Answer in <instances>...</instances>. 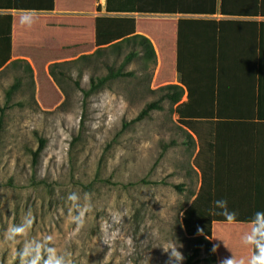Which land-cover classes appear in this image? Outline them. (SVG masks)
Wrapping results in <instances>:
<instances>
[{"label": "rangeland", "instance_id": "1", "mask_svg": "<svg viewBox=\"0 0 264 264\" xmlns=\"http://www.w3.org/2000/svg\"><path fill=\"white\" fill-rule=\"evenodd\" d=\"M138 26L154 36L159 50L168 51L167 64L159 73L157 65L139 53L123 68L133 77L109 82L88 99L86 109L81 93L73 92L68 84V102L57 110L64 96L42 64L32 69L34 88L23 66L0 73V106L5 103V91L16 79L21 81L0 132V264H18L16 251L23 242L8 244L3 235L29 211L34 216L30 237L54 235L55 246L69 254L72 264H174L166 252L173 245L183 254L182 264L192 254L196 243L186 234L183 215L201 186L199 166L204 156L198 155L199 141L180 124L176 106L168 101L142 121L131 123L147 104L163 95L152 91L174 84L173 23L160 17L144 18ZM22 28L36 42L42 41L36 20ZM66 36L72 39L75 35ZM130 51L124 47L120 57L106 62L119 67ZM95 64L80 62L72 68L73 79L82 71L80 87L84 90L91 76L106 73L102 63L96 65L99 74L95 73ZM79 134L80 139L73 143ZM38 136L47 144L33 170L31 152ZM164 146L168 147L160 157ZM70 192L80 193L82 205L84 193L91 194V211L80 228L68 220L66 197ZM72 212L76 214L74 209ZM247 230L236 224L215 227L223 259L234 255L231 246ZM204 257L202 250L197 264H210L203 262Z\"/></svg>", "mask_w": 264, "mask_h": 264}, {"label": "trees", "instance_id": "2", "mask_svg": "<svg viewBox=\"0 0 264 264\" xmlns=\"http://www.w3.org/2000/svg\"><path fill=\"white\" fill-rule=\"evenodd\" d=\"M121 0H107L105 16L95 21L96 50L91 55H84L72 62L52 63L48 67V75L57 85L64 96V102L57 108L63 110L69 99L66 88L72 84L73 92L82 95V106L86 109L88 99L104 89L114 80L133 77L132 72H125L124 66L132 62L141 54L144 60H149L156 66V54L150 40L136 34V22L131 14L151 15H182L197 18L180 19L177 23V84H169L158 88L153 93L163 95L157 102L147 104L131 123H137L147 118L154 110L160 109V103L168 101L178 115L180 124L197 137L200 149L198 155L203 154L201 170V186L198 196L183 215V225L188 236L193 237L196 247L191 255L186 257L185 264H197L202 250L205 257L203 262L216 264V257L212 251L211 226L214 222L223 223L222 217L209 215V208L213 200L227 199L229 207L238 212L241 224H247L257 210H264V22L259 25V68L257 78L256 122L228 123L215 121V80L218 23L206 17L219 13L226 17L253 18L264 17L262 0H194V4L169 3L160 0V4H153L157 0H140L142 3L130 5L121 4ZM172 2H177L172 0ZM4 8L16 10L53 11V0L48 4L24 5L17 0H9ZM100 12V7L97 8ZM203 17V18H202ZM9 21L8 41L10 42L11 18ZM130 48L119 67L106 62L113 56L120 57L122 49ZM10 48V45H9ZM7 55L0 62L3 66L10 58ZM140 50V52L137 51ZM95 61V73L99 74V63L106 70L105 75H93L89 78L88 89L80 87L82 71L77 79L72 78V68L80 62L91 64ZM30 75V86L34 88L33 72L30 65L18 60L11 62L5 70L21 67ZM4 71V70H3ZM2 71V72H3ZM21 81L16 79L5 91V103L0 106V132L5 113L11 105L12 96L20 89ZM186 101H182L183 96ZM84 116L81 118V127ZM235 127H237L235 129ZM235 129V130H234ZM192 139L191 135H188ZM80 139V134L73 143ZM47 141L37 137V147L31 152V167L38 165L39 158L46 148ZM168 146H164L163 156ZM179 189V187H176ZM198 219L194 224V219ZM225 223V222H224ZM202 230V233L198 232Z\"/></svg>", "mask_w": 264, "mask_h": 264}, {"label": "crops", "instance_id": "3", "mask_svg": "<svg viewBox=\"0 0 264 264\" xmlns=\"http://www.w3.org/2000/svg\"><path fill=\"white\" fill-rule=\"evenodd\" d=\"M9 0H0V4H7ZM107 0H53V11H35V20L39 23L43 39L36 42L31 32L22 28L20 22L22 10L0 7V62L4 60L9 48L10 58L0 67V73L11 62L23 60L35 70L36 64H42L47 68L52 63L61 60L75 59L90 55L96 50L95 46V21L98 17L105 16ZM144 1V0H143ZM162 1V0H161ZM177 2L180 0H174ZM244 2V0H235ZM24 5H44L48 0H17ZM121 4H140V0H121ZM160 0L153 4H160ZM180 4H194V0H181ZM264 4V0H262ZM221 0H217L220 6ZM100 7V12L97 8ZM11 18L10 42L8 41L9 21ZM135 19L136 34L150 40L156 54V65L159 73L167 64L166 49L159 50L157 42L149 32L140 30V19L157 17L170 20L173 23L174 36L170 49L171 63L175 70L173 82L179 85L177 62V23L180 19L197 18L182 15H151L131 14ZM203 18V17H202ZM218 23L217 56H216V80H215V121L239 123L256 122L257 78L259 68V25L264 22V17L237 18L226 17L219 13L206 17ZM68 34L75 35L72 39L65 37ZM264 52V41H263ZM51 53H54L52 55ZM57 53V55L55 54ZM169 56V57H170ZM186 101V98H185ZM237 127H235L236 129ZM234 129V130H235ZM229 225L227 223L214 222L211 226L212 247H216V264H221L222 256L215 239V227ZM236 225L249 227L248 224ZM237 243V244H236ZM231 246V254L236 257H249L252 249L237 241ZM229 251V248H227ZM227 254V253H226ZM227 257H229L227 255Z\"/></svg>", "mask_w": 264, "mask_h": 264}, {"label": "clouds", "instance_id": "4", "mask_svg": "<svg viewBox=\"0 0 264 264\" xmlns=\"http://www.w3.org/2000/svg\"><path fill=\"white\" fill-rule=\"evenodd\" d=\"M36 17L35 10H22L20 22L31 26ZM91 194L84 193L81 204L79 192H70L66 200L70 203L68 220L77 225L83 226L85 214L91 211ZM76 214H73L72 210ZM209 215L222 217L223 221L229 225L238 224V212L229 207L227 199H216L212 201L209 208ZM248 230L240 236V243L252 249L251 255L247 258L231 255L222 259L221 264H264V210H257L247 221ZM34 226V216L31 211L27 212L19 223L10 225L4 232L3 239L6 243L15 245L22 241V246L16 251L18 264H72L68 253L60 252L54 243V235H45L42 239L30 237ZM198 232L202 233L201 229ZM226 247V246H225ZM214 246L212 251L216 252ZM170 252V261L174 264H182L183 254L173 245Z\"/></svg>", "mask_w": 264, "mask_h": 264}]
</instances>
